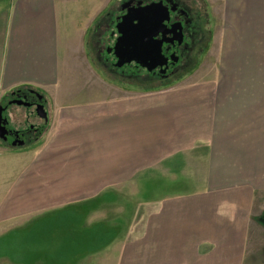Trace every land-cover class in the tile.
Returning <instances> with one entry per match:
<instances>
[{
    "label": "crops",
    "instance_id": "obj_1",
    "mask_svg": "<svg viewBox=\"0 0 264 264\" xmlns=\"http://www.w3.org/2000/svg\"><path fill=\"white\" fill-rule=\"evenodd\" d=\"M103 2L0 0V104L31 89L48 107L37 140L5 157L0 153V264H264V226L258 221L264 219V0L229 6L213 73L189 86L146 93L103 80L89 66L86 37L95 33L91 25ZM81 3H90L92 13L82 21L75 20ZM83 81L95 84V97L68 105L67 97L81 95ZM101 81L111 85L110 93L100 89ZM94 141L117 151L100 187L103 177L117 190L152 169L174 178L182 159L197 185L146 200L141 220H127L126 229V221L115 220L122 214L109 223L102 218L109 209L100 205L78 209L91 221L98 217L90 224L43 219L24 238L19 235L17 228L29 222L22 225L20 217L35 205L20 196L40 190L47 195L49 169L72 160L65 150L74 146V160L83 159ZM7 188L14 191L11 203ZM95 195L80 191L84 199ZM8 231L15 234L7 240ZM97 231L105 238L92 235Z\"/></svg>",
    "mask_w": 264,
    "mask_h": 264
},
{
    "label": "rangeland",
    "instance_id": "obj_2",
    "mask_svg": "<svg viewBox=\"0 0 264 264\" xmlns=\"http://www.w3.org/2000/svg\"><path fill=\"white\" fill-rule=\"evenodd\" d=\"M104 0L102 3L101 13L96 18L95 22L91 25V30L95 27L98 19L101 18L104 11L108 13H112L111 11L116 8L117 3L116 0ZM192 1L194 6L197 8L202 7L201 0H189ZM209 9L211 12V22L207 20L203 21L202 32L203 39L201 41V45L199 47L202 50H205V55L201 57V60L192 55L193 62L189 65L187 69L191 66H195L196 62L200 60L198 66L193 69L192 72L188 74V71L181 72L177 77L169 80V81H160L153 80L148 82H140L135 79L130 81L121 80L119 78L113 77L112 74L107 72L100 64L99 57L97 56L98 52L104 53L105 47L109 44L108 32L107 33H99L95 34L93 31L88 33L86 37V52L89 56V66L92 67L93 71L102 78L103 80L116 82L124 88H129L139 92H154V91H162L168 90L177 85L189 86V81L196 80L197 76H203L207 73H213L215 69L213 64L214 60L221 58L222 54V42H223V27H224V19L227 18L229 6L233 8V6H238L239 2L237 0H206ZM240 1V0H239ZM90 3H81L78 7V13L75 16V20L78 19V16L82 18H89L92 13L91 9L88 7ZM116 4V5H115ZM241 5V4H240ZM195 8V7H194ZM74 11V7L72 8ZM210 32L212 34V38L210 39ZM92 34V35H91ZM99 40V42H98ZM210 41V43H209ZM97 53V54H96ZM141 76L143 74H140ZM186 77V78H185ZM84 80V79H83ZM87 80L90 78L87 76ZM127 83H125V82ZM79 82V81H77ZM113 84V83H112ZM71 88L77 89L78 83L69 82ZM81 95L77 98H73L69 96L66 98L68 105L86 104V102L91 101V98L95 97L92 94V87L95 85L94 83L88 81L82 82ZM101 90H106L110 93L112 87L110 84H107L105 81H101ZM98 99H102L100 96ZM15 105L12 106V108ZM48 108V107H47ZM17 109V108H16ZM15 110V109H14ZM13 123V122H12ZM16 125V124H15ZM95 123H92L94 126ZM92 130V129H91ZM94 131V130H93ZM92 131V132H93ZM105 142H99L98 144L94 141L89 144V147H86L85 156L83 159L74 160L76 151H78L74 146L70 149L65 150V155L69 156L72 160L60 164L64 165L60 169H49L51 171V176L49 181V186L47 195H43V190H40L37 194L32 195L31 193L22 194L20 197L26 200L29 204H35L32 206V210L28 213L23 214L20 217L22 221V225L24 222L29 221L23 226V228H17L18 234L23 238L27 235L26 230H29L34 227H29L32 224L39 222L40 220H51V221H61V225L65 224V222H78V223H87L96 221L98 217H95L90 220L89 216H80V210L85 208H100L103 206L104 208H108V211H103L102 218L114 217L116 214L121 215L117 217L116 221L125 222L126 225L123 224L122 228L126 229L127 220H135V224L138 223L141 219L139 218L142 215V205L147 201H157L163 197L174 195L178 192H186L189 188H195L197 182L195 181L194 176L192 175L191 169L192 167L188 164L184 159L180 160L178 164L174 166L180 165L178 168V174H173L174 178L170 174H164L159 169H152L149 171L138 172L132 177V181H126L117 186V190H115V186L113 181L110 178L103 177V185L100 187L102 174L107 172L111 167V161L113 159V155L117 154L115 148L110 144H104ZM25 146V147H23ZM27 148L29 144L17 146V147H5L3 144H0V153L1 157H5L7 151L17 149V148ZM16 152V151H15ZM181 158H184V154H179ZM165 161V160H164ZM160 162V166L163 165V162ZM195 168H199V163L195 161ZM55 172V175H54ZM15 172H11L9 175H13ZM8 175V176H9ZM10 187V186H8ZM91 190L93 193H96L95 196L84 199L80 196V191ZM7 194V203L12 202V193H9V189H6ZM38 195V196H37ZM61 203V204H59ZM56 205H61V207H56ZM113 205V206H111ZM36 207L39 209L45 208V210H37L34 211ZM46 208H59V210H63L62 212H56L53 214V210H46ZM102 209V208H101ZM135 213V214H134ZM22 215V214H21ZM134 215V216H133ZM262 215L258 219V221L264 226V219H261ZM264 217V213H263ZM18 219V218H16ZM111 223L110 218L108 219ZM31 222V223H30ZM263 222V223H262ZM107 226V225H106ZM140 226V225H138ZM9 229V226L7 227ZM12 229V228H11ZM124 232V231H122ZM14 231H8L5 235L7 240L14 236ZM248 239L251 238L248 236ZM245 244H248V240H246ZM41 263V261H39Z\"/></svg>",
    "mask_w": 264,
    "mask_h": 264
},
{
    "label": "flooded vegetation",
    "instance_id": "obj_3",
    "mask_svg": "<svg viewBox=\"0 0 264 264\" xmlns=\"http://www.w3.org/2000/svg\"><path fill=\"white\" fill-rule=\"evenodd\" d=\"M115 3L117 5L115 4L116 8L111 11L112 13L104 11L93 28L95 34L98 30L99 33L108 32L109 44L105 47L103 54L97 51V56L101 66L113 77L122 81L132 79L140 82L169 81L189 67L193 62L192 55L200 60L205 55L206 49L202 50L199 47L203 39L201 24L205 20L212 24L211 12L206 0H201L202 7L199 8L189 0H116ZM147 6H152L149 7L152 11H149L150 14L157 13V16L165 14V26L161 29V33H157L149 39L150 44H159L156 58L161 59L164 63L162 62V66L158 65L151 70H148L147 67H138L135 62L117 67V59L113 52L118 38L115 27L121 22L123 16H135L137 9ZM124 33L127 34L125 29ZM200 60L194 67L191 66L193 67L191 70H189L191 67L186 70H189L186 77L198 66ZM143 62H146L147 66L152 64L150 60L144 59ZM9 103L12 104L8 107ZM13 105L15 106L12 108ZM0 107H8L3 114V117L8 119V124L5 126L8 138L6 141L0 139V142L7 147H12V144L17 147L19 143L26 144L38 139L44 128L47 108L46 99L38 91L27 89L13 92L2 101Z\"/></svg>",
    "mask_w": 264,
    "mask_h": 264
},
{
    "label": "water",
    "instance_id": "obj_4",
    "mask_svg": "<svg viewBox=\"0 0 264 264\" xmlns=\"http://www.w3.org/2000/svg\"><path fill=\"white\" fill-rule=\"evenodd\" d=\"M149 7L152 6L137 9L135 16H123L121 22L116 25L115 28L118 38L113 52L117 59V67L130 62H135L138 67H147L148 70L158 65L162 66L163 61L156 58L159 52V44H150L149 39L155 34L161 33V29L165 26L164 22L166 18L165 14L162 16H157V13L150 14L149 11L151 9ZM124 29L127 34L124 33ZM144 59L152 61V64L147 66L146 62H143ZM11 104L9 103L8 107ZM8 107H0V139L2 141H6L8 138V132L5 129L6 124H8V119L5 116L3 117ZM15 133L17 132L15 131ZM21 145V143L17 144V146ZM14 146L12 144V147Z\"/></svg>",
    "mask_w": 264,
    "mask_h": 264
},
{
    "label": "trees",
    "instance_id": "obj_5",
    "mask_svg": "<svg viewBox=\"0 0 264 264\" xmlns=\"http://www.w3.org/2000/svg\"><path fill=\"white\" fill-rule=\"evenodd\" d=\"M99 231H101V230H99ZM99 231H97L96 233H92V235L97 236V237H102L103 236V238H105V236H106L105 232H104V235H103V233L99 232ZM103 245H106V243L104 242Z\"/></svg>",
    "mask_w": 264,
    "mask_h": 264
}]
</instances>
